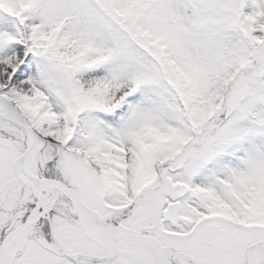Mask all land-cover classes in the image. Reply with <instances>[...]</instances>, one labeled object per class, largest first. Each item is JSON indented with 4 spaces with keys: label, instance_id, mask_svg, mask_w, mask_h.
I'll return each mask as SVG.
<instances>
[{
    "label": "snow or ice",
    "instance_id": "6c2138e0",
    "mask_svg": "<svg viewBox=\"0 0 264 264\" xmlns=\"http://www.w3.org/2000/svg\"><path fill=\"white\" fill-rule=\"evenodd\" d=\"M0 264H264V0H0Z\"/></svg>",
    "mask_w": 264,
    "mask_h": 264
}]
</instances>
